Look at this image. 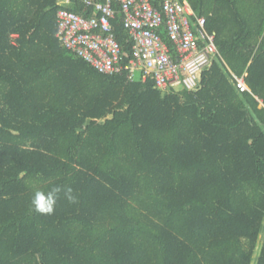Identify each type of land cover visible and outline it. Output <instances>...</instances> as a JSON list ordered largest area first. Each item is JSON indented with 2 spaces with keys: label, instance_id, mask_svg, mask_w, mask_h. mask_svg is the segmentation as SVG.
<instances>
[{
  "label": "trees",
  "instance_id": "1",
  "mask_svg": "<svg viewBox=\"0 0 264 264\" xmlns=\"http://www.w3.org/2000/svg\"><path fill=\"white\" fill-rule=\"evenodd\" d=\"M187 1L220 55L164 92L67 50L59 0H0V264H254L262 235L264 264V0ZM52 187L75 203L35 212Z\"/></svg>",
  "mask_w": 264,
  "mask_h": 264
},
{
  "label": "built area",
  "instance_id": "2",
  "mask_svg": "<svg viewBox=\"0 0 264 264\" xmlns=\"http://www.w3.org/2000/svg\"><path fill=\"white\" fill-rule=\"evenodd\" d=\"M81 3L85 13L71 8ZM65 8L57 15V38L65 48L84 59L99 73L127 74L130 81L153 80L164 92L193 91L204 70L220 55L216 37L206 29L187 0H59ZM115 3L118 10L115 8ZM123 16V27L132 43L123 51L112 21ZM166 33L174 50L164 41ZM240 92H250L246 76H234Z\"/></svg>",
  "mask_w": 264,
  "mask_h": 264
},
{
  "label": "clouds",
  "instance_id": "3",
  "mask_svg": "<svg viewBox=\"0 0 264 264\" xmlns=\"http://www.w3.org/2000/svg\"><path fill=\"white\" fill-rule=\"evenodd\" d=\"M64 191L65 197L70 203H75V197L72 196V189H62L61 187H52L47 192L36 189L33 192L30 203L34 211L41 215H51L54 213L58 194Z\"/></svg>",
  "mask_w": 264,
  "mask_h": 264
},
{
  "label": "rangeland",
  "instance_id": "4",
  "mask_svg": "<svg viewBox=\"0 0 264 264\" xmlns=\"http://www.w3.org/2000/svg\"><path fill=\"white\" fill-rule=\"evenodd\" d=\"M262 243H263V235H262V237H261V239H260V242H259V245H258V249H257V251H256V255H255L256 260H255L254 264H257V258H258L259 255H260V251H261V245H262Z\"/></svg>",
  "mask_w": 264,
  "mask_h": 264
}]
</instances>
